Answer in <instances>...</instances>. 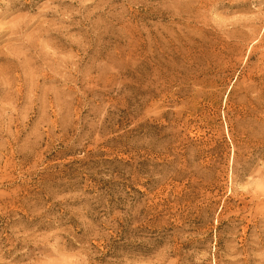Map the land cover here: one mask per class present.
<instances>
[{
    "label": "rangeland",
    "instance_id": "rangeland-1",
    "mask_svg": "<svg viewBox=\"0 0 264 264\" xmlns=\"http://www.w3.org/2000/svg\"><path fill=\"white\" fill-rule=\"evenodd\" d=\"M0 264H264V0H0Z\"/></svg>",
    "mask_w": 264,
    "mask_h": 264
},
{
    "label": "bare ground",
    "instance_id": "bare-ground-1",
    "mask_svg": "<svg viewBox=\"0 0 264 264\" xmlns=\"http://www.w3.org/2000/svg\"><path fill=\"white\" fill-rule=\"evenodd\" d=\"M22 31V26L17 23L11 24L5 28H0V33L2 32H9V38L8 39H14V38H20V32Z\"/></svg>",
    "mask_w": 264,
    "mask_h": 264
}]
</instances>
